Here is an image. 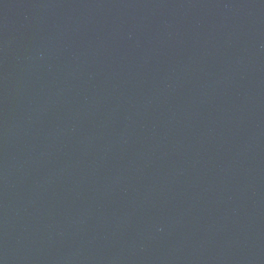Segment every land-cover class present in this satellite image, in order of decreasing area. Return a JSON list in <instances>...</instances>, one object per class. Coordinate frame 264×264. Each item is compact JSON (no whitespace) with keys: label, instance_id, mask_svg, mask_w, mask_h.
Here are the masks:
<instances>
[{"label":"water","instance_id":"obj_1","mask_svg":"<svg viewBox=\"0 0 264 264\" xmlns=\"http://www.w3.org/2000/svg\"><path fill=\"white\" fill-rule=\"evenodd\" d=\"M0 264H264V0H0Z\"/></svg>","mask_w":264,"mask_h":264}]
</instances>
